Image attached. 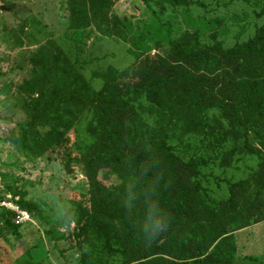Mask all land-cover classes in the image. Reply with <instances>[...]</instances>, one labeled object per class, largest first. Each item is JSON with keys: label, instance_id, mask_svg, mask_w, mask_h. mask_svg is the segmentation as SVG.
Segmentation results:
<instances>
[{"label": "trees", "instance_id": "1", "mask_svg": "<svg viewBox=\"0 0 264 264\" xmlns=\"http://www.w3.org/2000/svg\"><path fill=\"white\" fill-rule=\"evenodd\" d=\"M140 1L159 28L152 23L135 35L115 0H64L74 55L55 43L32 54L18 85L26 118L0 121L12 126L8 140L29 160L77 132L89 186V207L76 218L78 264H234V234L264 222V0L228 1L263 19L232 46L216 28L170 37L154 8L189 10L188 0ZM92 32L128 44L132 62L101 68L83 49ZM242 168L245 178L227 176ZM103 170L118 182L104 183ZM222 187L227 197L217 199ZM3 209L0 224L18 236L15 214Z\"/></svg>", "mask_w": 264, "mask_h": 264}, {"label": "rangeland", "instance_id": "2", "mask_svg": "<svg viewBox=\"0 0 264 264\" xmlns=\"http://www.w3.org/2000/svg\"><path fill=\"white\" fill-rule=\"evenodd\" d=\"M188 1L194 3L189 10L168 4L163 10L154 8L160 22L170 27L172 39L196 30L207 36L211 28H216L220 38L232 46L238 40H246L263 20L256 18L258 9L239 4L226 6L229 0ZM115 3V13L127 20L135 35L145 32L146 25L152 23L159 28V22L142 1L115 0ZM68 27L69 13L64 0H0V115L12 116L19 122L26 118L21 110L18 85L29 76L30 58L49 43L73 56L72 45L67 42ZM162 36L163 43L166 33ZM129 48L117 38H101L93 32L83 45L85 55L98 59L101 68L114 66L119 70L132 62ZM155 54L157 51L152 50V55ZM11 127L0 121V214L4 202L21 200L31 206L26 210L31 221L20 225L13 219L17 236L1 219L0 264H78L82 251L75 237L77 212L79 207H89V186L78 163V134L72 131L64 147L29 160L8 140ZM239 170L228 171L227 176L237 181L245 178L243 168ZM99 178L108 184L118 182L108 170H103ZM9 187L17 188L23 195L14 198L8 192ZM226 197L225 187L216 190L217 199ZM234 235L237 244L234 264H264V222Z\"/></svg>", "mask_w": 264, "mask_h": 264}, {"label": "built area", "instance_id": "3", "mask_svg": "<svg viewBox=\"0 0 264 264\" xmlns=\"http://www.w3.org/2000/svg\"><path fill=\"white\" fill-rule=\"evenodd\" d=\"M10 203L4 202L2 207L6 208L8 210H11L15 214L16 221L18 224L22 225V224H25V223L31 221L30 215L28 214L27 211L21 209L15 203H13V204H12V202H10Z\"/></svg>", "mask_w": 264, "mask_h": 264}, {"label": "crops", "instance_id": "4", "mask_svg": "<svg viewBox=\"0 0 264 264\" xmlns=\"http://www.w3.org/2000/svg\"><path fill=\"white\" fill-rule=\"evenodd\" d=\"M245 257H249V256H244V258H245Z\"/></svg>", "mask_w": 264, "mask_h": 264}]
</instances>
